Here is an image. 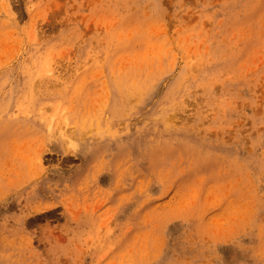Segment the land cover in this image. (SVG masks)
Wrapping results in <instances>:
<instances>
[{
  "label": "rangeland",
  "instance_id": "obj_1",
  "mask_svg": "<svg viewBox=\"0 0 264 264\" xmlns=\"http://www.w3.org/2000/svg\"><path fill=\"white\" fill-rule=\"evenodd\" d=\"M0 264H264V0H0Z\"/></svg>",
  "mask_w": 264,
  "mask_h": 264
}]
</instances>
